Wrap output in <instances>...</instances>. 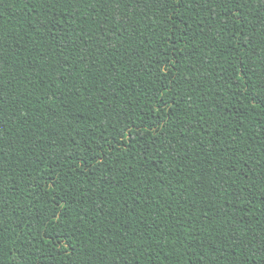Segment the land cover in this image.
<instances>
[{
    "label": "trees",
    "instance_id": "1",
    "mask_svg": "<svg viewBox=\"0 0 264 264\" xmlns=\"http://www.w3.org/2000/svg\"><path fill=\"white\" fill-rule=\"evenodd\" d=\"M0 264H264V0H0Z\"/></svg>",
    "mask_w": 264,
    "mask_h": 264
}]
</instances>
